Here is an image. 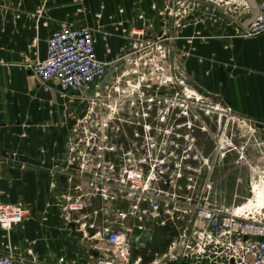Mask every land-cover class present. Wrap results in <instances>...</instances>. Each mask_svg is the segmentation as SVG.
Returning a JSON list of instances; mask_svg holds the SVG:
<instances>
[{
    "label": "built area",
    "instance_id": "1",
    "mask_svg": "<svg viewBox=\"0 0 264 264\" xmlns=\"http://www.w3.org/2000/svg\"><path fill=\"white\" fill-rule=\"evenodd\" d=\"M251 1L257 15L239 34L244 38L264 33V0ZM231 2L180 0L177 9L166 4L159 15L165 13L181 26L178 18L185 19L200 4L222 5L230 13ZM249 10L245 6V12ZM143 32L132 31L137 37ZM167 40L163 32L136 49L142 52L136 61L149 57L161 63L154 64L147 82L123 91L113 84L114 75L110 84L96 90L111 64L99 59L93 31L68 23L51 34L46 57L29 67L33 76L63 95L88 92L89 97L82 115L74 119L61 160L49 171L50 187L55 189L64 178L67 189L60 202L67 216L102 220L98 256L91 264H129V247L136 234L146 232L147 224L173 234L164 252L156 255L157 264H264V203L257 206L253 186L247 206H235L234 200L227 206L215 179L218 152L210 163L200 164L201 152L186 132L191 130L186 113L193 108L177 101L175 119L168 116L174 109L169 107L172 92L186 90L171 73ZM133 65L131 72L136 71ZM194 101L199 102L197 96ZM25 217L21 206L0 204V232L8 238ZM4 248L0 264H16L11 244Z\"/></svg>",
    "mask_w": 264,
    "mask_h": 264
},
{
    "label": "crops",
    "instance_id": "2",
    "mask_svg": "<svg viewBox=\"0 0 264 264\" xmlns=\"http://www.w3.org/2000/svg\"><path fill=\"white\" fill-rule=\"evenodd\" d=\"M177 1L0 0V204L26 212L8 238L0 232V251L10 243L16 264H91L98 256L102 220L67 216L61 206L65 180L51 189L49 177L89 93L63 95L41 84L29 68L46 57L48 38L64 24L94 31L99 59L109 64L136 61L142 53L136 49L165 32L178 81L218 102L236 116L233 121L263 130L264 141V33L239 36L251 6L231 0L229 13L222 5L200 4L187 23L178 18L181 26H175L176 19L159 13L166 4L177 9ZM142 29L141 37L132 33ZM197 32L187 46L186 39ZM131 71L116 69L115 76ZM172 238L168 229L136 234L129 264H157L156 255Z\"/></svg>",
    "mask_w": 264,
    "mask_h": 264
},
{
    "label": "rangeland",
    "instance_id": "3",
    "mask_svg": "<svg viewBox=\"0 0 264 264\" xmlns=\"http://www.w3.org/2000/svg\"><path fill=\"white\" fill-rule=\"evenodd\" d=\"M196 10L197 8L194 11L190 10L191 13L187 15L186 23ZM198 35L199 33L197 32L188 37L186 45L189 46L191 39H195ZM193 50H190L192 51L191 54H193ZM145 52L146 50L143 51V54ZM188 55L189 52L186 50V56ZM121 63H123V66L136 64V71L124 76L119 75L117 79H114L113 84L119 86L123 91L128 90V85L135 86L142 84L141 82H147L155 68L154 64H159L158 62L150 61L149 57L140 61H130L128 64H124L122 61ZM170 63L175 71L178 70L175 63H172V61ZM175 77L178 80L182 79L177 75V71ZM189 86L183 88L186 90L184 93L180 88H176L172 92V95H170L172 102L169 107L172 105L174 109L173 107L170 108L168 116L171 121L175 119V115L178 112L177 101H186L188 106L193 108L192 111H187L188 114L186 113V118H189L191 123V130H186V132L195 140L196 148L194 149L201 152L200 164H203L204 160H208L210 163L212 154L217 151L215 179L217 180L218 191L226 199L227 206L233 205V200L235 206H247V200L251 198L249 193L251 185L259 184L261 192L264 194V141L261 136L263 130H260L255 125L248 123L239 124L233 121V118H236L233 113L223 109L218 102L211 100L207 96L204 97L197 93L195 95L192 87ZM190 94L195 95L192 100L187 99ZM196 96L199 99L198 103L194 101ZM183 132L184 130L181 131V133ZM214 137H217L215 140L216 144ZM231 141L232 148L228 147ZM263 194L261 195L263 198L258 201L255 199L258 207L264 203ZM217 197L219 198V196ZM146 226L155 229L153 224H147ZM130 250L131 245L129 247V263L131 259ZM207 262L205 260L201 264H207Z\"/></svg>",
    "mask_w": 264,
    "mask_h": 264
},
{
    "label": "water",
    "instance_id": "4",
    "mask_svg": "<svg viewBox=\"0 0 264 264\" xmlns=\"http://www.w3.org/2000/svg\"><path fill=\"white\" fill-rule=\"evenodd\" d=\"M245 1L252 8L250 19H248L247 22H246V24H245L246 26H249L252 23V21L254 20L255 16L257 15V5H256L255 2H253L251 0H245ZM133 68H134V65L133 64H130L128 66H123V63H121V61L112 63L110 66L107 67V69H106V75L101 80V82L98 83V87L96 88V90L102 89V87L105 84H110V79H112L114 77L116 69H118V70L124 69V70L129 71V70H131Z\"/></svg>",
    "mask_w": 264,
    "mask_h": 264
},
{
    "label": "bare ground",
    "instance_id": "5",
    "mask_svg": "<svg viewBox=\"0 0 264 264\" xmlns=\"http://www.w3.org/2000/svg\"><path fill=\"white\" fill-rule=\"evenodd\" d=\"M255 177V176H254ZM254 179V178H253ZM252 180V179H251ZM255 180V179H254ZM258 181V180H257ZM252 193H253V197L254 199H256L257 201L261 198H263V196H261L263 193L261 192V189H260V186L259 184L255 183L253 185V190H252ZM264 195V194H263Z\"/></svg>",
    "mask_w": 264,
    "mask_h": 264
}]
</instances>
